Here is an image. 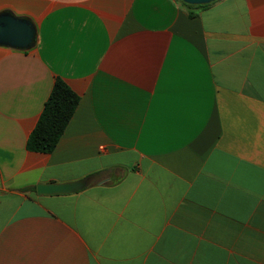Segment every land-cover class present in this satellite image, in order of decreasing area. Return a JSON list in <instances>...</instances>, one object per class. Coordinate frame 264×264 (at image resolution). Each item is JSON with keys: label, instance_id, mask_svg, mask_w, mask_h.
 <instances>
[{"label": "crops", "instance_id": "crops-1", "mask_svg": "<svg viewBox=\"0 0 264 264\" xmlns=\"http://www.w3.org/2000/svg\"><path fill=\"white\" fill-rule=\"evenodd\" d=\"M1 13L36 39L0 45V264H264V0ZM57 77L80 102L52 153L29 151Z\"/></svg>", "mask_w": 264, "mask_h": 264}, {"label": "trees", "instance_id": "trees-1", "mask_svg": "<svg viewBox=\"0 0 264 264\" xmlns=\"http://www.w3.org/2000/svg\"><path fill=\"white\" fill-rule=\"evenodd\" d=\"M179 1L189 9H202L210 5H190L181 0ZM79 102V96L69 87L66 81L57 77L51 93L44 104L36 127L28 138L27 149L32 152L52 153L72 119ZM101 174L103 175V172L96 173L92 176L100 177ZM118 180L113 179L112 174L109 173L110 183L117 182ZM23 190L35 191L36 187L32 186Z\"/></svg>", "mask_w": 264, "mask_h": 264}, {"label": "water", "instance_id": "water-1", "mask_svg": "<svg viewBox=\"0 0 264 264\" xmlns=\"http://www.w3.org/2000/svg\"><path fill=\"white\" fill-rule=\"evenodd\" d=\"M190 5H206L217 0H181ZM36 29L27 19L16 18L9 13L0 14V45L27 50L35 45ZM88 179L69 183H40L36 185L39 196L67 195L84 189Z\"/></svg>", "mask_w": 264, "mask_h": 264}]
</instances>
